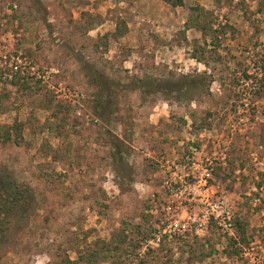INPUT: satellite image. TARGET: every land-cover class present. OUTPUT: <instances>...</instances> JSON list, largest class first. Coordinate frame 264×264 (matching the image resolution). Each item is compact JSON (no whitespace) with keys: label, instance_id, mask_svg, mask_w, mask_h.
<instances>
[{"label":"rangeland","instance_id":"1","mask_svg":"<svg viewBox=\"0 0 264 264\" xmlns=\"http://www.w3.org/2000/svg\"><path fill=\"white\" fill-rule=\"evenodd\" d=\"M180 1L0 0V264H264V0ZM89 70L203 84L100 118Z\"/></svg>","mask_w":264,"mask_h":264},{"label":"trees","instance_id":"2","mask_svg":"<svg viewBox=\"0 0 264 264\" xmlns=\"http://www.w3.org/2000/svg\"><path fill=\"white\" fill-rule=\"evenodd\" d=\"M171 4L180 6L181 1L175 0ZM200 8L191 9V11ZM195 22V21H194ZM204 30V27H200ZM117 31V30H116ZM115 31V32H116ZM115 34V33H114ZM83 66L86 65L83 63ZM87 78L91 86L95 89L94 110L100 118H105V114L110 113L114 107L115 95L122 91H139L144 95H161L163 97L177 98L186 93L195 84H203V80H194L189 77H179L172 80L161 79H133L125 84L114 83L106 79L102 74L89 70ZM9 133H5L3 138L7 141ZM32 203V196L29 188L24 184L17 183L5 171L0 174V244L3 241L4 231L7 229L4 223H10L11 220L25 217ZM118 235V234H117ZM116 235V236H117ZM120 235V234H119Z\"/></svg>","mask_w":264,"mask_h":264}]
</instances>
